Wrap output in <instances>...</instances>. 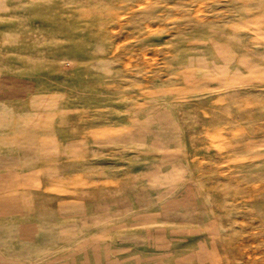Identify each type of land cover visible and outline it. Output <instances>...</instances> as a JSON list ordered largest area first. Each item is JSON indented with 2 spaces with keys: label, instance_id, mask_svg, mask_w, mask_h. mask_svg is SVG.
Listing matches in <instances>:
<instances>
[{
  "label": "rangeland",
  "instance_id": "rangeland-1",
  "mask_svg": "<svg viewBox=\"0 0 264 264\" xmlns=\"http://www.w3.org/2000/svg\"><path fill=\"white\" fill-rule=\"evenodd\" d=\"M0 264H264V0H0Z\"/></svg>",
  "mask_w": 264,
  "mask_h": 264
}]
</instances>
